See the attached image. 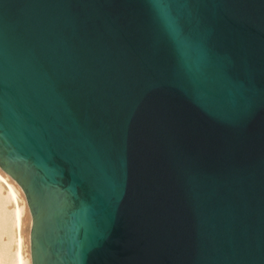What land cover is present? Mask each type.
<instances>
[{
	"label": "water",
	"instance_id": "obj_1",
	"mask_svg": "<svg viewBox=\"0 0 264 264\" xmlns=\"http://www.w3.org/2000/svg\"><path fill=\"white\" fill-rule=\"evenodd\" d=\"M0 169L31 264H264V0H0Z\"/></svg>",
	"mask_w": 264,
	"mask_h": 264
},
{
	"label": "bare ground",
	"instance_id": "obj_2",
	"mask_svg": "<svg viewBox=\"0 0 264 264\" xmlns=\"http://www.w3.org/2000/svg\"><path fill=\"white\" fill-rule=\"evenodd\" d=\"M0 199L10 208L12 235L11 264H31L29 247L30 213L17 183L0 169ZM27 220V228L25 226ZM3 221V220H2ZM4 224H1V229Z\"/></svg>",
	"mask_w": 264,
	"mask_h": 264
},
{
	"label": "rangeland",
	"instance_id": "obj_3",
	"mask_svg": "<svg viewBox=\"0 0 264 264\" xmlns=\"http://www.w3.org/2000/svg\"><path fill=\"white\" fill-rule=\"evenodd\" d=\"M10 208L0 199V264H11L12 247L10 244L12 227L10 224ZM3 220V221H2ZM27 220L25 226L27 228ZM1 224H4L1 229Z\"/></svg>",
	"mask_w": 264,
	"mask_h": 264
}]
</instances>
